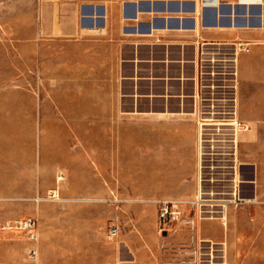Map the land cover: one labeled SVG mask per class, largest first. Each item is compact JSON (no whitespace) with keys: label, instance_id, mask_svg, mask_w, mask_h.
<instances>
[{"label":"rangeland","instance_id":"rangeland-1","mask_svg":"<svg viewBox=\"0 0 264 264\" xmlns=\"http://www.w3.org/2000/svg\"><path fill=\"white\" fill-rule=\"evenodd\" d=\"M59 5L0 0V227L27 243L18 264H138L156 259L163 246L178 263L177 247H184L159 233L156 202L194 198L195 127L187 116L160 120L135 111L187 112L186 103L154 99L152 87L149 99H137L144 93L121 41L87 33L82 27L91 22L79 23L73 9ZM259 52L242 58L243 76ZM240 110L250 116L248 102ZM262 127L259 143L245 141L250 132L240 135L242 180L256 182L242 183L241 196L256 202L228 213L229 232L240 222L264 228ZM28 219L36 223L35 241L6 225ZM200 228L221 237L213 221ZM244 244L238 257L250 254ZM259 250L264 255V243ZM228 256L225 245L219 263L264 264Z\"/></svg>","mask_w":264,"mask_h":264},{"label":"built area","instance_id":"built-area-1","mask_svg":"<svg viewBox=\"0 0 264 264\" xmlns=\"http://www.w3.org/2000/svg\"><path fill=\"white\" fill-rule=\"evenodd\" d=\"M190 1L194 5L192 10L179 7L161 18L169 30L194 33L188 53L181 49L180 59L162 60L163 64L178 65L177 76L162 79L178 82L179 92L162 96L177 99L180 108L185 102V113L195 125L199 191L193 199L156 202L158 231L163 236L175 234V226L195 233L198 222L207 221H219L226 230L227 216L232 209L245 200L256 202L255 198L243 200L240 187V135L249 130L239 111L240 61L250 53L253 43L238 38H209L198 29L251 27L249 19L256 16L249 14V8L262 6V0ZM240 8L246 11L241 13ZM241 19L247 21L239 22ZM9 223L8 229L25 231L31 241L36 240V223L32 219L15 221L13 226ZM181 247L184 249L177 247L176 250L177 264H223V260L220 263L218 260L226 259L225 243L193 238Z\"/></svg>","mask_w":264,"mask_h":264},{"label":"crops","instance_id":"crops-1","mask_svg":"<svg viewBox=\"0 0 264 264\" xmlns=\"http://www.w3.org/2000/svg\"><path fill=\"white\" fill-rule=\"evenodd\" d=\"M55 1L60 4L59 6H61L64 11L73 9L76 16H78L79 23H81L82 20L91 22L92 26L82 27L87 33L98 35L106 32V36L111 37L109 40L121 41L123 51H126L125 53H127V55L133 57L129 58L125 63L126 66L129 67L128 71L131 67L133 71H137V88L144 93L143 95L137 93V99H149L150 95H146L145 93L152 87V91L155 92V94L152 95L154 99L163 100L164 102L178 101L177 99H167L162 96L167 93H179L178 82L162 79L177 76L176 72L178 65L163 64L162 60L180 59L181 49H184V51L188 53L191 50L188 45L193 42L192 36L194 33L181 30H169L164 27V20H161V18L165 17L168 11L178 9L179 7H182V9L190 7L192 10L194 5L190 0ZM228 1L233 2L234 0ZM240 10L243 11L241 13L246 11L245 8H240ZM64 11L63 13H66ZM249 14L256 16L254 19H249L251 27L203 31L198 29V32L209 38H238L253 43L250 53L245 56H254L256 51H260L258 56L252 60L248 67L250 71L249 78L242 74V58L244 56L241 57L240 61L239 101L240 106L241 102L244 104L248 102L250 112V116L247 118L241 113V110H239L240 118L249 125L248 133L250 132V135L245 141H248L247 143L250 144H255L261 141V136L263 135L261 130L264 123V25H261V21L264 22V0H262V6H253L249 8ZM63 16L69 17V14H63ZM240 21L245 22L247 20L241 19L239 22ZM63 22L75 23L76 20H64ZM95 42L98 44V40ZM110 54L113 55L114 53L112 52ZM136 55L138 57L137 61H135ZM242 96H245V99ZM135 114L151 115L160 120L187 116L184 110H171L168 106L162 110L150 109L147 111H139L136 109ZM188 118L193 123L192 119L190 117ZM252 147V154L250 156L251 158H255L257 153L255 149L258 146L252 145ZM243 164L244 163H242V165ZM243 181L244 183L254 185L256 183L255 181ZM213 222L217 223L222 230L221 237L219 238L203 235L200 228L201 222H198L197 231L195 233L177 226L178 228H175V234H170V236L175 237L172 239L181 246L187 245L193 238L225 243L226 247L229 249L228 259H255L256 261L264 259V255H262L259 250L264 243V228H261L259 224L245 225L240 222L229 232L228 226L227 229L224 230L221 222ZM241 243H245V246L250 245L249 255L237 256L238 247ZM247 243L250 244L248 245ZM25 247H27V243L24 244L22 242L19 244L13 235L3 231L0 227V264H18V259H26ZM138 264H177V262L173 263L167 258V250L164 249L163 246L159 249L156 259H139Z\"/></svg>","mask_w":264,"mask_h":264},{"label":"bare ground","instance_id":"bare-ground-1","mask_svg":"<svg viewBox=\"0 0 264 264\" xmlns=\"http://www.w3.org/2000/svg\"><path fill=\"white\" fill-rule=\"evenodd\" d=\"M241 183H244V181L243 180H241ZM198 191H199V186H197V188H196V192H195V195H197V193H198ZM245 202H248V203H250L251 201L250 200H245ZM178 228V227H177ZM176 230V229H175ZM174 230V231H175ZM225 263V262H224ZM225 264H229V263H225Z\"/></svg>","mask_w":264,"mask_h":264}]
</instances>
